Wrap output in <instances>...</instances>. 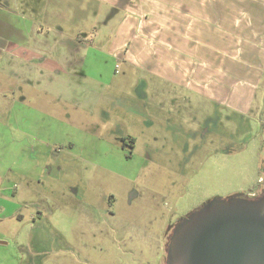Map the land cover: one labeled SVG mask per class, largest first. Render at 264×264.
Returning <instances> with one entry per match:
<instances>
[{
	"label": "rangeland",
	"instance_id": "rangeland-1",
	"mask_svg": "<svg viewBox=\"0 0 264 264\" xmlns=\"http://www.w3.org/2000/svg\"><path fill=\"white\" fill-rule=\"evenodd\" d=\"M10 1L26 12L27 43L50 54L35 72L8 48L0 59V78L24 80L0 124V264H167L190 210L258 193L264 11L253 0ZM161 58L199 79L196 93L163 79Z\"/></svg>",
	"mask_w": 264,
	"mask_h": 264
},
{
	"label": "water",
	"instance_id": "water-1",
	"mask_svg": "<svg viewBox=\"0 0 264 264\" xmlns=\"http://www.w3.org/2000/svg\"><path fill=\"white\" fill-rule=\"evenodd\" d=\"M167 264H264V181L255 195L216 196L179 220Z\"/></svg>",
	"mask_w": 264,
	"mask_h": 264
},
{
	"label": "crops",
	"instance_id": "crops-1",
	"mask_svg": "<svg viewBox=\"0 0 264 264\" xmlns=\"http://www.w3.org/2000/svg\"><path fill=\"white\" fill-rule=\"evenodd\" d=\"M10 0H0V59L2 56H4V52L7 50L6 56L9 55L8 57H11V59H16L23 63L27 62L28 65L32 68V71L35 70V65H37L38 62L43 61L46 59L50 53H48L45 49L37 46V45H31L28 44V32L24 30V25L20 24L21 19H25L26 12L20 13L17 12L13 7H11ZM253 2L257 5L259 9L264 11V0H253ZM28 11H30V8H28ZM20 16V17H19ZM33 25V24H32ZM32 27V26H31ZM35 28V26H34ZM170 30L174 31L173 28ZM249 31V30H248ZM248 31L246 33H248ZM144 32L147 34L146 40L148 41H157L160 42L159 38L155 35H153L150 39L148 38L149 35L153 34L151 33V29H144ZM258 30H256L257 35ZM149 34V35H148ZM156 34V33H155ZM170 40V38L168 37ZM8 43H10V46H8ZM148 44V43H147ZM75 50L78 49V47L81 50H84L85 52H88V49L90 48L89 44H82L79 42H75ZM147 46V45H146ZM18 47L20 50H18ZM177 46L175 43H172L168 46V49L171 51L172 54L176 52ZM156 49V47H155ZM158 49V48H157ZM161 49V48H159ZM19 52V55H18ZM151 54V53H150ZM152 55V54H151ZM155 55V53H153ZM148 56L147 60L148 63H154V60H157V57L155 56ZM5 56V57H6ZM170 56V54H169ZM153 57V58H152ZM172 58V56H170ZM66 58H63L62 60H59L61 66H70L71 63L68 62ZM2 61L0 60V63ZM146 63V61H145ZM160 64L166 69L167 75H163L161 73V77L164 79H168L166 81L170 83H175L178 87L185 88L191 92L196 93L198 90L199 82H197L199 79L189 76L186 77L184 74L179 73L178 69L176 68L179 63H175V67H173L174 63L170 62V59L168 58H161L160 59ZM173 71V72H172ZM35 72V71H34ZM18 80H23L22 75L18 73L17 71L11 69L10 70V75L8 77V80L5 77L0 78V124L2 125H7L6 118L4 115L8 113V110L13 108V105L21 102L20 100V95L22 92V89L18 88L17 92H14V83H17ZM8 81V82H7ZM24 82V80H23ZM187 82H194L193 84H188ZM32 84V83H31ZM19 86V85H18ZM36 88V87H35ZM37 89V88H36ZM20 95V96H19ZM23 104V103H22ZM10 107V108H9ZM22 107H27L25 104H23ZM30 109H35L33 107H27ZM10 111V110H9ZM5 118V122L2 120V118ZM34 139H37L38 136L32 135ZM32 146V145H31ZM2 181V175H0V184Z\"/></svg>",
	"mask_w": 264,
	"mask_h": 264
},
{
	"label": "flooded vegetation",
	"instance_id": "flooded-vegetation-1",
	"mask_svg": "<svg viewBox=\"0 0 264 264\" xmlns=\"http://www.w3.org/2000/svg\"><path fill=\"white\" fill-rule=\"evenodd\" d=\"M262 115H264V103H263V112H262ZM129 140H130V139H129ZM129 144H130L131 147H133L134 142L131 143V142L129 141ZM128 156H130V155H128ZM128 156H127V157H128ZM241 193H243V194H245V195H247V196H252V195H255V194L257 193V190H251V191H248V192L241 191Z\"/></svg>",
	"mask_w": 264,
	"mask_h": 264
},
{
	"label": "trees",
	"instance_id": "trees-1",
	"mask_svg": "<svg viewBox=\"0 0 264 264\" xmlns=\"http://www.w3.org/2000/svg\"><path fill=\"white\" fill-rule=\"evenodd\" d=\"M130 142H131V143L134 142V138H133V137L130 138Z\"/></svg>",
	"mask_w": 264,
	"mask_h": 264
}]
</instances>
